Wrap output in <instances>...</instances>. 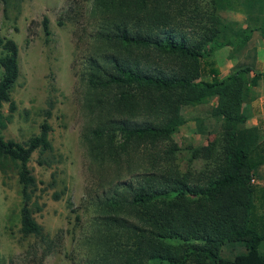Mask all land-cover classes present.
Segmentation results:
<instances>
[{
    "label": "trees",
    "instance_id": "1",
    "mask_svg": "<svg viewBox=\"0 0 264 264\" xmlns=\"http://www.w3.org/2000/svg\"><path fill=\"white\" fill-rule=\"evenodd\" d=\"M13 1L2 0L4 10ZM188 1H94L101 25L82 73L83 134L92 160L110 176L93 201L99 213L85 264H264V186L251 181L264 163V137L245 124L244 110L264 72L245 65L220 76L210 59L222 46L240 49L254 30L264 37V0L242 1L243 26L217 12L233 7L231 0H194L192 8ZM110 18V26L102 22ZM42 23L50 34L46 16ZM18 54L17 42L0 33V170H15L21 185L20 231L45 238L33 214L38 180L28 162L36 149L40 164L52 162L43 155L53 150L51 125L45 118L25 141L1 133L16 108ZM213 95L221 141L195 147L191 159L207 161L183 169L173 137L184 122L181 107ZM51 107L49 101L46 116ZM226 243L245 250L222 256Z\"/></svg>",
    "mask_w": 264,
    "mask_h": 264
},
{
    "label": "rangeland",
    "instance_id": "2",
    "mask_svg": "<svg viewBox=\"0 0 264 264\" xmlns=\"http://www.w3.org/2000/svg\"><path fill=\"white\" fill-rule=\"evenodd\" d=\"M94 1L17 0L4 10L0 0V33L12 37L19 47V75L11 89L16 108L1 133L5 138L25 141L39 132L46 118L53 144V150L43 154L52 159L50 164L38 162L37 149L28 162L38 180L32 200L39 208L32 204L33 214L43 225L45 238L20 231L21 185L15 170L6 174L0 170V264H85L90 255L87 237L96 227L99 213L93 201L108 186L110 176V171L92 160L83 134L88 115L82 73L101 25L99 13H94ZM242 1L231 0L233 7L217 12L223 20L243 26L247 13ZM188 3L191 8L195 5L194 0ZM188 12L191 14V9ZM44 16L50 34L44 31ZM102 22L110 26L112 19ZM221 50L226 58L237 51L230 46ZM49 101L51 113L46 116ZM216 102L217 96L213 95L202 103L181 107L184 122L173 137L179 145L176 161L183 169H200L207 161L202 156L191 159L195 147H217L221 141L223 119L211 114ZM2 111L9 113L7 102ZM128 175L125 172L123 177ZM255 177L251 179L254 183ZM244 250L243 244L226 243L220 254L233 257ZM261 250L264 252V243Z\"/></svg>",
    "mask_w": 264,
    "mask_h": 264
},
{
    "label": "crops",
    "instance_id": "3",
    "mask_svg": "<svg viewBox=\"0 0 264 264\" xmlns=\"http://www.w3.org/2000/svg\"><path fill=\"white\" fill-rule=\"evenodd\" d=\"M223 47L218 48L219 50L216 49L211 54L212 59L210 58L219 68L220 76L223 74L226 75L230 71L232 72L236 68L245 65H250L255 70L264 72V37L259 30L252 32L246 44L237 51H234L232 58L222 57L221 49ZM225 49L227 52H230L228 47ZM244 110L247 113L245 124L247 126L257 127L264 137V77L259 79L258 84L254 87L252 97L244 103ZM257 173L258 175L255 177L256 183L264 186V163L259 167Z\"/></svg>",
    "mask_w": 264,
    "mask_h": 264
},
{
    "label": "built area",
    "instance_id": "4",
    "mask_svg": "<svg viewBox=\"0 0 264 264\" xmlns=\"http://www.w3.org/2000/svg\"><path fill=\"white\" fill-rule=\"evenodd\" d=\"M252 180H253V178H252Z\"/></svg>",
    "mask_w": 264,
    "mask_h": 264
}]
</instances>
